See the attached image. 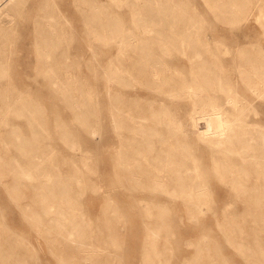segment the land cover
<instances>
[{"label": "rangeland", "instance_id": "obj_1", "mask_svg": "<svg viewBox=\"0 0 264 264\" xmlns=\"http://www.w3.org/2000/svg\"><path fill=\"white\" fill-rule=\"evenodd\" d=\"M42 1L22 0L21 13L17 6L7 27L0 21V63L5 68L0 85L35 91L51 109L47 127L45 119L33 116L43 117V105L23 110L20 102L7 101L0 111V264H264V198L254 190L260 173L241 153L220 155L228 163L216 164L210 144L179 133L174 169L170 143L165 171L151 166L159 146L156 124H161L154 99L176 97L167 96V85L180 91L184 83L199 80L182 49L189 53L207 46L219 54L216 60L235 67L231 75L240 93L255 99L246 120L264 124V98H256L236 70L239 63L249 62L239 47L252 43L255 63L264 68V56L258 54L264 28L255 20V0H240L246 6L227 13L210 8L217 0H94L100 23L94 46L77 8L87 6L86 0L77 7L74 0H52L44 10L53 25L59 24L62 7L74 19L79 40L52 48V68L57 70L51 92L36 53L34 20L46 18L39 17ZM183 26L192 29L181 35ZM162 27L171 28L165 53L158 37ZM123 34L133 41L119 52ZM158 56L163 59L156 61ZM92 60L98 62L96 75ZM158 62L167 69L154 77ZM211 92L216 101L224 100L225 91ZM95 93L98 111L92 110ZM178 97L180 125L188 126L193 101ZM16 106L20 110H12ZM49 133L53 143L45 154V145L37 149L36 142ZM72 135L82 145L70 142ZM261 142L263 149L255 140L250 153L262 150L264 161ZM163 178L178 180L159 183ZM237 181L240 188H235ZM179 187L185 188L172 189ZM188 192L200 197L184 203L182 195Z\"/></svg>", "mask_w": 264, "mask_h": 264}, {"label": "bare ground", "instance_id": "obj_2", "mask_svg": "<svg viewBox=\"0 0 264 264\" xmlns=\"http://www.w3.org/2000/svg\"><path fill=\"white\" fill-rule=\"evenodd\" d=\"M245 6L246 5L240 0H217L210 5V8L212 10H220L227 13L232 10L244 8ZM255 8L258 9V12H255V20L263 24L264 28V0H255ZM180 29H182L180 31V34L182 35L183 33L190 32L192 28L189 29V27L183 26L180 27ZM170 30L171 28L167 30V28L162 27L158 34V37L162 38L161 48L164 53L167 49L166 38L171 35ZM149 31H151V29H149ZM174 35H176V31L174 32ZM214 40L219 44L222 43L228 45L227 42L222 41L220 38H214ZM131 41H133V38L131 39L123 34L119 43L118 51L122 52L125 45L131 44ZM252 44L250 46L245 45L239 47V53L242 56L245 54L248 57L249 62L246 64L243 63L242 65L244 67L239 63L236 70L241 77H246L245 79L248 80L246 85L251 89V92L255 97L264 98V71L262 72L264 68L259 63H255L256 54L255 50L252 48ZM204 49L191 48L189 53L186 49H182L181 51L191 60L193 64L192 70L198 75L199 80H195L196 82L193 81L188 84L184 83L179 91L181 97L191 98L194 104V108L190 112L188 126L181 124L179 126V133L181 134V137L183 136L185 138L194 135L198 140L210 144L212 150L215 151L212 158L216 164L228 163L220 155L228 157L233 151L241 153L243 159L249 161L248 163L251 168L258 169V172L260 173L258 183L255 184L254 182V190L256 189L257 191V197L262 199L264 198V161H262L260 156H263V151L261 150L262 152L260 151L255 154L254 152L250 153V150L253 151L255 140L258 141L260 148L263 147L261 141L264 139V124L253 120H246L248 109L253 106L252 104L255 99L250 100L248 97L240 93L238 82L231 75V71H233L235 67H232L230 64L225 66L219 59L216 60L219 55L216 51L210 50L207 46ZM260 51L258 54L264 56V47H261ZM159 59L162 60L163 56H158L156 61ZM117 69L118 68L116 67L115 72ZM165 69H167V65L161 66V62H158L157 67H155L153 71L154 77H160L162 71ZM223 76L225 78H223ZM216 88L225 91V98L222 102L216 101V98L211 95V91ZM169 92L171 93V89ZM255 126H257V128H255ZM239 168L244 170L245 166L240 165ZM168 173H170V171H168ZM166 175L168 174L166 173ZM170 177L172 176L169 175L168 178ZM168 178L167 180L166 178H163L159 183L165 182L166 184H174L178 180L176 178ZM180 180L181 182H184L186 178L181 177ZM239 184H241V181H237L235 188H240ZM183 188L185 187L172 189H176L175 191L177 192L178 189L181 190ZM241 188V190H243V187ZM204 189L209 191L210 188L204 187ZM197 197H200L199 192H188L187 195H182L184 203Z\"/></svg>", "mask_w": 264, "mask_h": 264}, {"label": "crops", "instance_id": "obj_3", "mask_svg": "<svg viewBox=\"0 0 264 264\" xmlns=\"http://www.w3.org/2000/svg\"><path fill=\"white\" fill-rule=\"evenodd\" d=\"M56 4L57 1L53 0ZM74 4L77 7V3L79 0H74ZM22 3V0H0V21H2L6 27L8 26L9 23L13 21V16L17 12V6H18V15L21 13L20 12V5ZM43 5H40V8L42 10L39 11V17L42 15L46 18H43L42 20L35 19V31L37 32L36 38L38 39V42L36 43V46L38 47V50L36 53L39 55V70L42 72L46 78V83L48 84V87L50 88L51 92V85H53V72L54 75L56 76L55 71L57 68L53 70L52 68V62L53 59L51 57V52L52 48H57L60 46H74L76 44V41L79 40V38H76L75 31L77 32V28L73 26L74 23H72V19H70L69 15L67 14L66 10L60 9L59 13L61 15V18L58 19L59 24L53 25L52 18H50V15L47 14V12L44 10V7L48 5L51 8L52 0H49V2H45L44 0L42 1ZM48 3V4H46ZM87 6L81 5L78 6V11L80 13V16L82 17V23H83V29L84 31L87 32L88 37H92V46L94 41V37L96 40L99 38V2L94 1V0H86ZM89 3H91V7L89 6ZM16 7V8H15ZM91 8V9H89ZM15 9V11H14ZM63 15V16H62ZM90 15V18H89ZM91 20V25H90V20ZM69 20L71 23H69ZM86 25V26H85ZM6 29V28H5ZM96 32V34H95ZM68 33L72 36L73 39H71V42H69V36ZM89 39L87 40V42ZM75 42V43H74ZM96 46L98 47V41L96 43ZM61 52V51H60ZM59 52V53H60ZM93 61V72H94V66L96 70L98 69V62L97 60H92ZM96 62V64H94ZM5 72V68L3 65L0 63V76L3 75ZM99 74V73H98ZM94 75L95 72H94ZM58 79L60 78L59 75H57ZM158 85V83H157ZM94 89V87H93ZM169 90L170 87L167 85L166 91L167 96H169ZM38 93L35 91H31L29 89H24V88H16L12 83H9L7 86L6 85H0V111H3L6 109L4 104L7 101H11V103L16 104L15 102L18 101L21 104H23L22 109H29V110H37L38 107L37 105H43V117H41L40 113H37V117L35 114H33L34 118H37L38 121H40V118H43L45 120L44 124L47 127V125H50L51 122V114H49L48 108L46 109V106L44 105V102H40L38 97H36ZM171 94L176 97H172L171 99H164L161 97H156L154 100L157 103L155 106V109L157 112L161 113V124L158 123L156 124V131H157V139L159 141V146L155 152V156L150 157L151 159L153 158L154 163L151 162V166H154L156 168H161V174L164 171V168H167L168 162H169V153H168V143L172 144V158H171V163L172 169H174V162L176 164L179 161L178 157V146L177 143L179 142V126H180V121H179V111H178V106H179V86H174V84L171 86ZM8 96H11L10 100L8 99ZM22 98V101H20ZM169 98V97H168ZM149 100H153L152 98ZM25 102L27 103V106H24ZM18 105H20L18 103ZM4 106V107H3ZM174 106V107H173ZM12 110H20L18 106L13 107ZM92 110H99V97L95 93V100H94V94H93V102H92ZM48 113V117H46ZM169 113H171V118H169ZM62 117V116H61ZM0 119H4V116L0 114ZM67 123V121H65ZM160 124V127H164L165 130H167V134H165L164 130H161L158 125ZM171 132V134H169ZM50 139H52L51 134L47 135L44 139H41L40 136H38L37 142L38 148H41V145L44 144V150L46 152L45 154H49V150L51 149V142ZM70 142H75L79 143L82 145L81 139L77 137V135H72V137L69 140ZM152 143L151 140H146ZM148 143L150 146H148L147 150L152 151V144ZM165 143L167 145H165ZM141 147H136V149H139ZM174 148H176L177 154L174 155ZM166 150V151H165ZM166 165V166H165ZM155 172L151 171V174ZM159 173V171L156 172V174ZM178 173L172 171V174ZM159 218V217H157ZM158 236V235H157Z\"/></svg>", "mask_w": 264, "mask_h": 264}]
</instances>
